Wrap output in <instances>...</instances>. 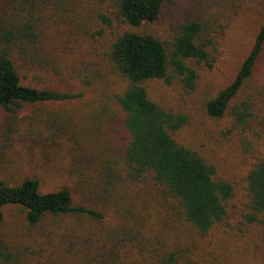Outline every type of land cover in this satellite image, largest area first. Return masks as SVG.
<instances>
[{
    "label": "trees",
    "instance_id": "16d2710c",
    "mask_svg": "<svg viewBox=\"0 0 264 264\" xmlns=\"http://www.w3.org/2000/svg\"><path fill=\"white\" fill-rule=\"evenodd\" d=\"M8 1L0 29V123H44L38 134L47 131V146L68 142V170L88 200L75 202L68 187L42 192L33 177L13 184L0 179V223L6 209L18 207L35 234L28 243L0 236V264H28L34 252L42 264H221L220 253L195 249L200 237L226 223L234 184L174 138L187 115L160 105L146 88L161 79L194 90L200 69L215 62L208 21L182 18L170 37L161 38L141 27L156 21L170 0L88 1L90 35L110 36L101 52L105 65L73 68L72 76L93 89L81 100L83 92L24 83L22 64L60 72L54 59L40 55L37 19L24 13L37 11V0ZM241 2L231 0L237 7ZM260 5L250 50L234 78L207 95L204 110L213 118L228 116L226 133H236L242 151L251 153L240 223L260 224L264 239V157L257 154L264 143V0ZM72 102L76 107L68 106ZM95 148L96 158L89 153ZM154 215L162 216L158 229Z\"/></svg>",
    "mask_w": 264,
    "mask_h": 264
},
{
    "label": "rangeland",
    "instance_id": "374dc122",
    "mask_svg": "<svg viewBox=\"0 0 264 264\" xmlns=\"http://www.w3.org/2000/svg\"><path fill=\"white\" fill-rule=\"evenodd\" d=\"M88 1L91 5V0H37V11L30 13L27 9L24 12L30 19L34 16L37 19L40 55L54 59L60 72L55 75L49 70L25 68L22 64L19 70L25 75L24 83L83 92L81 100L92 96L93 89L85 86L78 76H72L73 68H80L82 62L90 71L95 66L105 65L101 52L106 49L110 34L90 35L94 20L86 14ZM8 2L0 0V29L7 17ZM191 16L208 21L207 32L215 60L213 68L200 69L196 86L190 93L178 82L167 84L161 79L149 80L146 88L149 96L160 105L187 115L188 122L173 133L174 138L181 145L198 150L216 166L219 176L234 184L226 223L198 239L197 253L204 255L208 251L210 256L220 253L221 264H264V239L258 232L261 225L240 223L247 211L245 174L253 160L251 153L242 151L236 133H226L228 116L213 118L204 110L207 95L214 94L234 78L240 62L250 50L261 21L260 0H242L239 7L231 0H170L159 18L145 23L141 30L161 38L170 37L178 20ZM77 104L72 102L68 106L76 107ZM87 109L81 108L78 112L85 113ZM43 127L44 123H0V179L13 184L33 177L38 179L42 192L68 187L75 202H87L84 185L68 170V142L62 143L60 148L47 146V131L38 134V129ZM95 151L100 153V148L91 149L89 153L96 158ZM257 154L264 157V143L258 145ZM161 218V215L159 218L153 216L155 229L161 227ZM16 235L27 243L31 242L28 235L35 236L27 231L22 211L13 207L5 210L0 236L13 239ZM128 249L130 258L135 257L136 251ZM42 260L34 252L27 263L42 264Z\"/></svg>",
    "mask_w": 264,
    "mask_h": 264
}]
</instances>
